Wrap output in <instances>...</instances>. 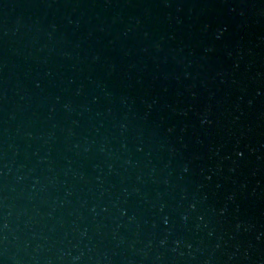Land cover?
Returning <instances> with one entry per match:
<instances>
[{"label": "water", "instance_id": "95a60500", "mask_svg": "<svg viewBox=\"0 0 264 264\" xmlns=\"http://www.w3.org/2000/svg\"><path fill=\"white\" fill-rule=\"evenodd\" d=\"M0 264H264V0H0Z\"/></svg>", "mask_w": 264, "mask_h": 264}]
</instances>
